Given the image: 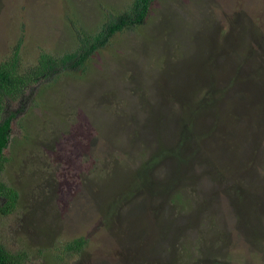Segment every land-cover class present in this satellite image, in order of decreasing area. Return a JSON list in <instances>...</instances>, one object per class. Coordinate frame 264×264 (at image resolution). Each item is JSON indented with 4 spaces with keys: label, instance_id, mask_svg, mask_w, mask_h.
Here are the masks:
<instances>
[{
    "label": "rangeland",
    "instance_id": "obj_1",
    "mask_svg": "<svg viewBox=\"0 0 264 264\" xmlns=\"http://www.w3.org/2000/svg\"><path fill=\"white\" fill-rule=\"evenodd\" d=\"M131 1L0 0V61L20 39L25 65L73 51ZM262 49L264 0H156L85 71L33 85L0 242L23 264H264Z\"/></svg>",
    "mask_w": 264,
    "mask_h": 264
},
{
    "label": "trees",
    "instance_id": "obj_2",
    "mask_svg": "<svg viewBox=\"0 0 264 264\" xmlns=\"http://www.w3.org/2000/svg\"><path fill=\"white\" fill-rule=\"evenodd\" d=\"M155 2L156 0H132L120 12H107L98 31L77 30L79 44L75 50L59 55L41 52L38 63L34 66L25 65L23 62V40H19L12 53L0 61V158L9 146L12 122L20 112L19 109L12 110L11 104L15 101L23 104L31 95L26 96L27 91L41 81H56L64 75L85 71L88 61L105 48L117 33L125 31L128 27L143 24ZM262 51L264 54V49ZM257 114L258 112L252 113V118L258 116ZM18 199L16 188L0 179V213L7 214L14 210ZM86 243L87 238H77L67 242L65 250L70 254H79ZM24 260L23 254L10 252L0 242V264H23Z\"/></svg>",
    "mask_w": 264,
    "mask_h": 264
}]
</instances>
